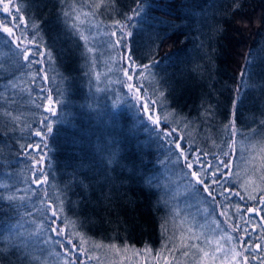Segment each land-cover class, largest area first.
Here are the masks:
<instances>
[{"label": "trees", "instance_id": "obj_1", "mask_svg": "<svg viewBox=\"0 0 264 264\" xmlns=\"http://www.w3.org/2000/svg\"><path fill=\"white\" fill-rule=\"evenodd\" d=\"M225 3L226 0H148L149 15L142 31L133 30L135 35L131 47L135 50L136 57L145 59L146 45L152 32L158 31L161 35L167 33L171 36L155 57L162 62L152 69L157 75L154 79H150L153 83L155 80H160L165 88L167 85H163V81L167 80L175 88L170 102L182 116L188 117L191 121L188 127L190 142L193 146L209 153H218L220 149L216 145L227 139V133L223 129L224 113L231 107V101L236 98V88L245 85L242 88L244 102L239 107L237 125L240 134L235 137L236 148L231 157L232 170L240 174L239 179L226 185L233 194H225L227 199L218 196V203L215 204L220 212L225 210L222 206H226L227 216L223 217L229 221V224L247 229V232L237 231L238 235L240 234L250 243L264 244V228L260 227V222L264 220V211L260 210L264 208V204L258 208L259 218L253 212H248L249 208L257 209L258 201L249 200L240 187L245 180L250 182V189L251 185L261 184L260 177L257 179L250 177L248 172L259 168L261 163L258 158L262 156L261 148H264V127L259 121L264 119L261 115L264 104L260 101L259 88H248L246 86L248 81H242L239 75L245 65L244 53H250L249 72L254 73L255 81L264 83V26L259 28L253 26L249 32L237 34L234 24L226 25L227 31L223 37L213 41L214 52L207 47V41L205 48L200 49V39L204 37L198 29H202L204 33L209 31L201 20L208 17L207 22L210 24L213 13ZM130 6L131 0H116L115 4H112L111 0H103V2L101 0H13V15H17L15 8L19 7L22 11L18 15H23L26 23L30 24L32 19H36L41 24L42 42L51 50L52 61L45 65L51 79L49 83H45V88L51 87L54 90L58 88L63 92V96L59 97L63 103L57 106V110L64 123L56 125L58 131L45 142L48 145L45 147V172L49 174V182L45 187L58 196L61 195V189L64 188L73 167L83 162L92 164L95 172H99L100 168L95 167L100 164L98 148L104 141L113 137L123 140L124 135L120 133V129L127 132L124 121L133 113L126 107L120 109L123 116L115 132L111 131V125L106 119L105 114L113 111L111 107L113 97H124L125 91L117 65L113 63L115 65L111 71L107 68V57L110 55L116 57L117 52L122 49L116 47L111 49L108 40L111 38L116 40V37L111 36L110 33L105 36L101 32L115 31L113 22L117 19L122 20L123 17L119 13L127 12ZM262 7L264 0H250L245 4V11L251 16L254 11ZM64 13H68L67 20ZM5 18L8 19L0 11V21ZM160 21L167 23L160 24ZM73 23L76 25L75 29L72 28ZM150 24L155 27L149 28ZM81 34L88 37V44L96 49L95 53H87L85 41L80 39ZM4 51L13 54L0 39V52ZM166 54L170 55L171 59H164ZM1 58L0 65L1 61H7V65L10 66V58L9 60L5 56ZM197 66H199L198 72L194 71ZM6 68L8 69L3 65L0 67V72L4 73L0 77V91L3 83L10 77ZM32 70L35 73L36 66H33ZM12 93L11 90L7 94L4 93L8 102L0 99V177L5 171L17 172L21 167L17 161H14V148L10 147V144L13 145L19 138L17 136L13 138V134L20 133L17 131L19 121L27 122L29 127H36L43 118L34 119L36 114L41 113L42 108H33L31 112L28 110L31 115L26 114L25 103L19 101L16 104L18 97ZM53 94L56 98L55 92ZM38 96L40 95L35 97L36 103L42 104ZM202 100H207L217 111L215 120L203 118V109L200 107ZM14 108L19 110L18 116ZM5 112H11L16 120L4 115ZM52 119L55 120L56 117ZM252 129L256 131L253 132ZM143 135L144 133H141V136ZM73 139L77 142L75 145L72 143ZM214 140L216 145L213 144ZM249 146L252 148L251 152ZM134 148L135 142L130 140L128 150L132 151ZM207 159L212 160V156L209 155ZM161 170L162 168L159 177ZM80 172L93 175V172H88L87 168H81ZM85 183L88 181L86 180ZM236 192H240L245 198L241 200L239 196L234 195ZM256 194L259 196V193ZM48 195L49 192L46 195L49 199ZM99 195V189L96 188L95 182H92L86 193L75 187L67 193L68 200L81 201L74 208L75 214L69 210L67 202L65 204L66 215L85 221L82 231L90 240L89 246L99 242L105 244L104 248L90 250L89 253L104 251L109 244L136 249H145V247L156 249L162 246L164 228L161 224L164 214L152 210L151 202L154 197L147 196L135 188L134 192L130 193V198L137 202L135 206L126 205L125 201L118 200L113 203L111 209H107L104 204L98 202ZM82 197L86 198L82 199ZM23 204L24 207H20L17 212L9 209L7 200L0 201V208L7 212V215L0 213V234L4 238L6 230L14 222L25 217L26 209L30 210L25 202ZM237 205L240 208L239 213L236 212ZM105 220H110L112 223H106ZM78 243V240H73V244ZM256 254L264 256V253ZM10 259L15 261L16 257L12 256ZM257 263L258 260L252 261V264ZM0 264L7 262L0 261Z\"/></svg>", "mask_w": 264, "mask_h": 264}, {"label": "snow or ice", "instance_id": "obj_2", "mask_svg": "<svg viewBox=\"0 0 264 264\" xmlns=\"http://www.w3.org/2000/svg\"><path fill=\"white\" fill-rule=\"evenodd\" d=\"M115 2L116 0H111L112 4H115ZM249 2L250 0H226V3L213 13L210 24L207 22L209 18L204 17L201 23L205 24L209 31L204 33L202 29H198L201 36L204 37V39H200L199 48L203 50L206 46L205 41H207V47L214 52L213 41L223 37L227 31L226 25L234 24V30L237 34L249 32L253 26L257 28L264 26V7L254 11L249 16L245 11V4ZM12 4L13 0H0L3 13H7L12 17L11 20L5 18L0 21V34H6L0 35V39L17 58L19 70H29L24 74H30L33 82L39 77L43 82L49 83L51 78L47 74L45 65L52 61V53L50 48L42 42L40 36L41 24L36 19H32L30 24L26 23L25 17L18 15L22 11L19 7L15 8L17 15H13ZM63 15L67 20L68 13ZM119 15L123 19H117L113 22L116 30L112 31L110 35L116 37L112 46L125 50L121 60L124 61L122 72L127 78L124 86L128 89V93H125L124 97L114 96L111 105L113 111L105 115L111 125V131L115 132L119 127L120 118L123 116L120 109L126 107L133 113L131 117L124 121V128L127 129V132L125 133L124 129H120V133L124 135L123 140H117L113 137L111 140L104 141L102 146L98 148L100 164L95 165V167L100 168L99 172H95L92 164L83 162L73 167L64 188L61 189V195L57 196L56 201L49 200L46 205V211L51 213L47 216V226L45 227L42 221L29 233V237H38L45 232L54 234L48 235L42 243L45 245L51 243L63 248V253H55L56 256L62 257L63 264H84V260L78 253H82L87 260H91L93 257L88 255L90 250L105 247L103 242L92 244L90 247V240L86 233L82 231L85 221L65 214L66 202L69 210L73 213L75 206L81 202L67 199V193L72 191L74 187L80 188L86 193L92 182H95V186L100 192L98 202L104 204L107 209H111L113 203L118 200L125 201L126 205L135 206L137 202L130 198V193L138 188L140 192L155 198L151 202L152 210L164 214L161 227L167 231L166 226L169 216L176 219L181 215L182 210L171 203L169 193L164 190L165 186L160 183L159 172L161 168L165 171L179 169L181 181L187 182L186 187L190 190V194L193 196L203 195L205 202L209 205L218 203V196L227 199L225 193L232 195L233 193L226 185L237 181L240 175L232 170L233 161L231 157L236 148L235 137L240 134L237 125L239 123V107L244 102L242 88L245 85L236 88V98L231 101V107L224 113L223 129L227 133V139L223 140L220 145H216V141H213V144L219 147V152L209 153L193 146L188 134L191 121L188 117L182 116L181 112L173 107L170 102V97L175 92V88L167 80L163 81V85H167V88H165L161 85L160 80H155L153 83L150 79H154L157 75L152 69L158 67L162 62V60L158 61L155 57L164 43L171 39V36L167 33L161 35L158 31L152 32L149 36V43L146 45L145 59L136 57L135 50L131 47L135 35L133 30H143V25L149 15L148 0H131L128 11L119 13ZM234 17L238 18L233 19ZM166 23V21H160V24ZM9 24L12 26H8ZM154 27L155 25H149V28ZM72 28H76L75 23L72 24ZM80 39L85 41L87 53H95L96 49L88 44L87 36L81 34ZM41 48L46 50L41 51ZM205 55H208V53H205ZM249 56L250 53H244L245 65L239 75L242 81H248L246 84L248 88H259L260 101L264 104V83L255 81L253 79L254 73L249 72ZM164 59H171V56L166 54ZM33 66H36L35 73L30 72ZM194 71L198 72L199 66ZM3 75L4 73L0 72V77ZM134 76L141 82L131 83ZM16 79L18 78L15 77V74H12L11 78L3 83L0 99H5L8 102V98L4 96V93L18 87L15 82ZM97 90L103 91V89ZM54 92L56 98H54ZM40 93L41 95L38 98L46 103L39 104L36 103V99H33V104L38 109L43 107L44 111L50 115L43 116L40 121L41 127L35 131L34 135L41 137V140L46 142L58 131L56 125L64 123L57 110V106L63 103V100L59 98L63 96V92L59 91L58 88L54 90L51 87H42ZM45 93L46 95H44ZM89 107L91 108V105ZM200 107L203 109L202 115L205 120H215L217 111L211 103L202 100ZM4 115L13 118L11 112H5ZM261 115L264 116V111L261 112ZM51 117H56V119L53 120ZM259 124L264 127V119H261ZM252 131L255 132L256 129H252ZM141 133H144V135L141 136ZM130 140L135 142V148L132 151L128 150ZM72 143L75 145L77 142L73 139ZM47 146V143H45V147ZM20 147L24 150L23 155H31L27 151V149L33 147L31 144H21ZM36 147L38 148L39 145ZM261 152L264 153V148H261ZM209 155L212 156L211 161L207 159ZM44 159L43 154H41L40 159L32 163L33 175L36 176V179L32 180L31 183L37 184L38 188L41 184H48L49 182V174L44 171V168H37V165H43ZM81 168H87L88 172H93V175L89 176L87 172L82 174L80 172ZM260 168L264 170V155L261 156ZM82 175L83 178H81ZM86 180L88 183H85ZM260 180L261 184L253 185L251 189L248 180L241 183L240 187L247 194L249 200L256 201L258 199L259 203L264 204V174L260 176ZM20 191L19 188L12 191L8 184H0V201L7 200L9 209L18 212L20 207H24L23 201L29 199L26 196H17L16 193ZM6 192L7 195H5ZM256 193H259V196ZM234 195L239 196L241 200L245 198L240 192H236ZM41 204H44L43 200H41ZM222 207L225 210H222L220 215L227 216L226 206ZM203 211L210 215L215 212V208H205ZM247 211L257 212L258 210L249 208ZM260 211H264V209ZM236 212H240L238 205ZM0 213L7 215L3 208H0ZM24 215L32 217V211L26 209ZM27 222L35 223V220ZM105 222L112 223L110 220H105ZM116 222L119 223V221ZM212 223L215 225L213 231L219 229L221 233L216 237L205 236L203 232L197 234L191 227L187 229L188 239L194 242L190 244L182 243V246L185 249L195 250L197 254L195 264H215L217 259H219L220 264H252L254 260H259V264H264V256L256 254L257 252L264 253V244L259 242L250 243L249 240L242 237L234 238L231 232L221 228V222L215 218H213ZM228 227L231 228L232 232H247L246 228L240 229L239 225L233 227L229 224ZM260 227L264 228V225ZM201 236H204L203 244L215 245L212 251L206 250L200 243H195V241H200ZM74 239L78 240L79 243L73 244ZM225 244H229L230 247L225 248ZM68 245H71V247H68ZM107 247L115 248L116 245L109 244ZM26 248L27 245L19 229L15 234L9 232L7 238L0 234V261H6L7 264H26L30 255ZM145 251L150 252L152 249L145 247ZM183 255L188 256L189 251L185 250ZM12 256L16 257L15 261L10 259Z\"/></svg>", "mask_w": 264, "mask_h": 264}, {"label": "rangeland", "instance_id": "obj_3", "mask_svg": "<svg viewBox=\"0 0 264 264\" xmlns=\"http://www.w3.org/2000/svg\"><path fill=\"white\" fill-rule=\"evenodd\" d=\"M0 11L3 12L2 6H0ZM3 14L8 17V20L12 19L9 14ZM8 26L12 25L9 24ZM101 33L107 36L111 32L102 30ZM108 41L110 48L113 49L114 47L112 45L115 40L111 38ZM41 51L43 50L41 49ZM124 51L125 50H120L119 52H117L118 54L116 55V57L114 55H110L109 57H107V68L109 71H111L113 70L114 65H117V68H119V76L124 91L125 93H128V89L124 86V82H127V78L123 75L122 72L124 61L121 60V57L124 55ZM3 56L8 57L7 60H9L10 58V66L7 65V61H1L0 67L2 65L8 67V69L6 68V72L10 74L9 78H11L12 74H15V77L18 78L15 81L18 87L16 89H10L11 91H13L12 94H16L18 97L16 104H18L19 101H23L27 107L26 114L31 115V109L36 108L35 104H33V99H35L36 95H41L40 89L42 87L45 88V82H43L40 78L36 79L38 80V82H33L32 76L30 74H24V72H27L29 70H19L17 58L13 54L10 55L5 51L0 52V58ZM113 63L115 64L113 65ZM30 72L33 73V70L31 69ZM7 80L4 83H6ZM137 81L139 83V79L134 76L131 83H135ZM41 101L42 104H45V101ZM41 108L42 111L41 113L35 115V120L39 117L50 115L49 113H46L44 111L43 107ZM15 114L18 116L19 110L15 109ZM12 117L15 118L14 115ZM14 120H16V118ZM40 127V123L36 127H29L27 122L20 123L19 121V130H17L18 127L16 128V130L18 132L20 131V133L13 134L14 139L16 136L17 138H19L14 141L13 145L10 144V147L12 149L14 148V161H17L19 163V166L21 167L17 172H3L0 177V180L2 179L0 181V184H8L12 191H15L16 188L21 189V191L17 192L16 194L17 196H26L29 198L25 199L23 202H25V205H27L28 208L32 211V217L25 216L14 222L6 230L5 238L8 237L9 232L15 234L17 229H19L27 245L26 251L30 254L28 257V261H26V264H63L62 257L56 256L55 253H63L64 249L60 248L58 245H53L51 243L47 245L42 243L43 240L47 239L48 235L54 234L45 232L38 237H29V233L32 232L42 221L44 222L45 227L47 226V216H49L51 213L46 211V205L49 202V199L52 201H56V198L58 196L54 191H49V189L45 187L46 184H41L38 188L37 184L31 183L32 180L36 179V176L33 175L32 163L34 161H38L41 154H43L45 158V142L41 140V137H37L34 135L35 131L39 130ZM18 140H20L19 143L17 142ZM21 144H31L33 146L32 148L27 149V151L31 153L30 156L23 155L24 150L21 149ZM37 145H39L38 148L36 147ZM249 147L251 152L252 148L251 146ZM261 154L264 155V153L262 152ZM258 160L261 161V156L258 158ZM39 167H43L45 171V159L43 165H37V168ZM9 174H11V176H9ZM248 174L250 177L257 179L262 174H264V170L261 171V168L259 167L257 169L255 168L254 170L251 169ZM159 178L160 183L165 186L164 190L169 193V199L171 203L182 210L181 215L176 219H173L171 216H169L166 226L167 231L164 230V234L162 236V238H164L162 246L156 249H152V251L150 252L140 248L136 249L117 246L115 248L106 247L104 251L98 250L95 254H93L92 252L88 253V255L93 257V259L91 260H87V258L84 257L82 253H78L81 255L82 260H84V264H195L197 255L195 253V250L185 249L182 246V243L190 244L194 242L188 239L189 233L187 229L191 227L197 234L203 232L205 236L216 237L221 233L219 229H216L215 232L213 231V229L215 228V225L212 223L213 218L219 220L221 222V228L231 232L234 238H241V235H238L237 231L232 232L231 228L228 227L229 221H227L223 216L220 215V210L215 203L209 205V203L205 202L203 195L193 196L190 194V190L186 187L187 182L181 181V174L179 169L165 171L162 168ZM16 182L17 185H15ZM47 192L50 193V195H48L49 199L45 195V193ZM173 197L175 199H172ZM41 200L44 201V204H41ZM256 201H258V210L259 207H262V204L259 203L258 199ZM205 208H215V212L211 213L210 215L206 214L203 211ZM253 213L255 216H257V218L260 217L258 211ZM33 219L35 220V223L27 222ZM21 225H23V227H21ZM201 225H203V227H201ZM260 225H264V220L260 222ZM203 241L204 236H201L200 241H195V243H200L206 248V250L212 251L215 245L213 244L211 246H208L203 244ZM68 247H71V245H68ZM227 247H230V245L225 244V248ZM185 250L189 251L188 256L183 255V252ZM215 264H220L219 259L216 260ZM257 264H259V260Z\"/></svg>", "mask_w": 264, "mask_h": 264}]
</instances>
